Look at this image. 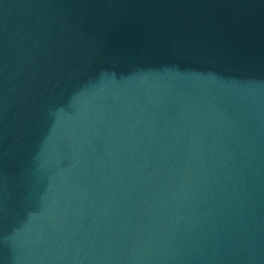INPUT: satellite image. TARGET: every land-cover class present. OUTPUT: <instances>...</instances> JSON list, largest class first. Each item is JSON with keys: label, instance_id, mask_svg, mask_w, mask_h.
I'll list each match as a JSON object with an SVG mask.
<instances>
[{"label": "water", "instance_id": "1", "mask_svg": "<svg viewBox=\"0 0 264 264\" xmlns=\"http://www.w3.org/2000/svg\"><path fill=\"white\" fill-rule=\"evenodd\" d=\"M0 264H264V0H0Z\"/></svg>", "mask_w": 264, "mask_h": 264}]
</instances>
